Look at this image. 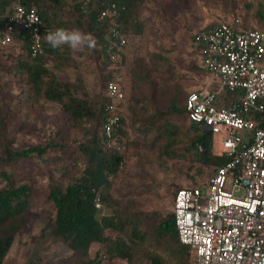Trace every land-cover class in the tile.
Segmentation results:
<instances>
[{
  "label": "trees",
  "instance_id": "1",
  "mask_svg": "<svg viewBox=\"0 0 264 264\" xmlns=\"http://www.w3.org/2000/svg\"><path fill=\"white\" fill-rule=\"evenodd\" d=\"M147 1L21 0L23 4L35 7L44 27L79 29L96 38L97 45L93 53L100 66L102 89H105L107 81L118 74L121 76L122 61H113L110 57L112 42L119 35L128 39L143 34L144 23L140 18V10ZM12 2L0 0V28ZM106 10L108 14L101 17V13ZM235 20L237 18L231 22ZM259 23V26L251 28H263V18L259 17ZM238 26L244 29L249 27L243 21ZM13 37L22 43L23 54L15 62L16 73L23 76L29 86L30 102L36 103L43 99L58 104L67 115L70 128L84 129V134L88 132L89 138L78 144L79 153L76 157L69 153L64 158L70 147L69 139L61 131L43 146L15 148L8 135L9 108L1 100L0 264L15 236L26 227L31 201L37 193L33 185L18 183L13 167L22 160L43 158L51 149L59 152V155L46 162L55 164L59 161L58 170L65 180L64 183L49 184L47 189V202L54 211L52 235L66 245L74 256L59 264H98L95 257L88 258L93 245L100 246V253H104L109 260L131 262L135 253L143 252L145 243L151 249L147 253L149 264H167L169 261L173 264H191L188 247L178 241L172 212L156 222L153 216L144 215L141 211L114 208L116 202L110 193L111 179L122 164L119 144L125 147L136 144L133 139H129V131L152 147L159 156L169 160L188 164L196 161L204 167H212V172L225 162V158L212 155L210 134L188 117L185 99L191 91L185 92L174 86L166 94L164 104L161 103L158 85L153 81L148 67L141 59H134L129 69L131 84L127 116H122L114 129L116 145L106 148L104 123L107 114L104 106L108 98L105 92L104 95L90 97L81 80H63L55 72L71 63L70 50L67 47L62 51L53 50L44 40L42 54L31 57L28 32H14ZM198 46L202 51V45ZM121 55L119 53V58ZM48 61L53 62L52 67L47 65ZM199 69L207 73L200 66ZM213 91L217 92V107L240 100L244 93L242 90L230 91L225 88ZM250 116L264 124V114L251 112ZM86 126L91 130L87 131ZM96 198L108 210L106 214L95 208Z\"/></svg>",
  "mask_w": 264,
  "mask_h": 264
},
{
  "label": "rangeland",
  "instance_id": "2",
  "mask_svg": "<svg viewBox=\"0 0 264 264\" xmlns=\"http://www.w3.org/2000/svg\"><path fill=\"white\" fill-rule=\"evenodd\" d=\"M259 17L264 20V0L147 1L140 10L143 34L128 37L127 44L121 49L122 55L117 59L122 61L120 79L126 87L123 116H127L129 69L134 59H141L148 67L163 104L166 94L174 86L185 92L216 90L220 88L218 79L199 69L202 51L194 40L195 35L210 25L231 22L234 18L248 23L249 27L259 26ZM22 51L21 41L14 37L7 45L0 44V102L2 100L9 108L8 135L13 146H43L61 131L69 139L70 147L64 158L69 153L76 157L78 144L89 138L88 132L84 134V129L70 128L68 117L58 104L43 99L30 102L29 86L25 78L16 73L15 62ZM70 56L71 63L56 70L57 75L63 80H81L90 97L104 95L100 66L95 61L93 49L70 51ZM47 65L52 67L53 62L48 61ZM85 129L91 130L88 126ZM128 137L136 144L129 147L119 144L122 164L111 179L110 193L116 209L141 211L159 222L171 213L172 196L177 188L203 185L212 174V167H204L196 161L188 164L159 156L132 131ZM58 155L59 152L51 149L43 158L22 160L13 167L18 183L33 185L37 193L31 201L28 223L15 236L2 264H59L74 257L72 251L52 235L54 211L47 202V189L49 184L64 183L65 180L58 170L60 162L50 164L46 160ZM101 210L102 214L108 212L105 207ZM100 251V246L90 249L88 258L97 257ZM142 251L135 253L131 262L107 258L106 264H149L147 253L151 249L148 243ZM190 262L193 264L191 259Z\"/></svg>",
  "mask_w": 264,
  "mask_h": 264
},
{
  "label": "built area",
  "instance_id": "3",
  "mask_svg": "<svg viewBox=\"0 0 264 264\" xmlns=\"http://www.w3.org/2000/svg\"><path fill=\"white\" fill-rule=\"evenodd\" d=\"M239 23L218 22L195 35L203 47L199 66L218 79L220 88L244 93L222 107L215 104V91H191L185 99L190 120L210 134L212 155L225 158L203 185L179 187L172 196L177 238L188 247L193 264H264V124L250 116L264 114V27L244 29ZM21 30L28 32L30 56L37 57L45 35L55 29L42 25L35 7L13 0L0 44L7 45ZM127 41L119 35L112 42L113 61ZM104 92V146L111 148L126 99L120 76L107 81ZM94 206L102 207L97 198ZM106 259L104 253L95 257L98 264Z\"/></svg>",
  "mask_w": 264,
  "mask_h": 264
},
{
  "label": "clouds",
  "instance_id": "4",
  "mask_svg": "<svg viewBox=\"0 0 264 264\" xmlns=\"http://www.w3.org/2000/svg\"><path fill=\"white\" fill-rule=\"evenodd\" d=\"M45 41L53 50H63L67 47L72 52H83L85 49H94L96 38L91 33H84L79 29L57 28L48 32Z\"/></svg>",
  "mask_w": 264,
  "mask_h": 264
},
{
  "label": "crops",
  "instance_id": "5",
  "mask_svg": "<svg viewBox=\"0 0 264 264\" xmlns=\"http://www.w3.org/2000/svg\"><path fill=\"white\" fill-rule=\"evenodd\" d=\"M119 75V74H118ZM121 75V74H120ZM126 88V87H125ZM97 246L98 245H93L92 247H91V249L93 248V249H95V248H97ZM189 256H190V254H189ZM190 259H191V256H190ZM192 260V259H191Z\"/></svg>",
  "mask_w": 264,
  "mask_h": 264
}]
</instances>
